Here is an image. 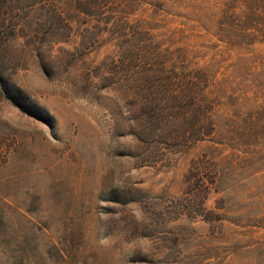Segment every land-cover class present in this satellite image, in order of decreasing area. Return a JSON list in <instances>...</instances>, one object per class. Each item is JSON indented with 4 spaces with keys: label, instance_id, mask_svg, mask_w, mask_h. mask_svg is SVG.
<instances>
[{
    "label": "rangeland",
    "instance_id": "1",
    "mask_svg": "<svg viewBox=\"0 0 264 264\" xmlns=\"http://www.w3.org/2000/svg\"><path fill=\"white\" fill-rule=\"evenodd\" d=\"M85 3L0 0V264H264V0Z\"/></svg>",
    "mask_w": 264,
    "mask_h": 264
},
{
    "label": "trees",
    "instance_id": "2",
    "mask_svg": "<svg viewBox=\"0 0 264 264\" xmlns=\"http://www.w3.org/2000/svg\"><path fill=\"white\" fill-rule=\"evenodd\" d=\"M87 0H71V13L76 12L78 16H82L86 18L88 15H90V8L85 3ZM102 14L105 16L100 20L102 26L100 27L99 31L95 33V35H101L100 38H103L104 36L109 35H118V28L120 27L122 30L126 31L128 24H129V17L126 19H121L117 15V10L114 7H108L103 9L102 8ZM54 15V14H53ZM59 16V15H58ZM73 21L71 20V27H72ZM87 24V22H85ZM123 24V26L121 25ZM150 19H147L145 17H139L136 18V34L139 37L140 40L142 38H151L152 34L150 33L151 28L149 27ZM88 26V25H87ZM92 33V32H91ZM17 93H20L19 89H16ZM8 98L12 100L15 103H19L18 100H16V97L9 93L7 94ZM211 128H213L212 122H208ZM203 140L204 138H200Z\"/></svg>",
    "mask_w": 264,
    "mask_h": 264
}]
</instances>
